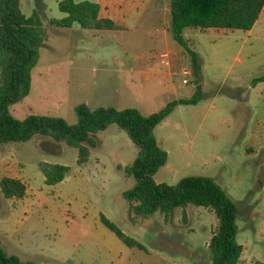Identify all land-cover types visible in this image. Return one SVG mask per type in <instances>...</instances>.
Masks as SVG:
<instances>
[{"label": "rangeland", "instance_id": "374dc122", "mask_svg": "<svg viewBox=\"0 0 264 264\" xmlns=\"http://www.w3.org/2000/svg\"><path fill=\"white\" fill-rule=\"evenodd\" d=\"M58 1L21 0L26 16L39 10L46 40L57 31L51 19L62 15ZM150 31L142 28L131 32V37L137 39L132 44L135 49L146 56L168 49L152 40ZM197 33L190 47L197 60L194 81L202 85L203 98L198 106H182V110L174 111L159 126L161 147L170 152V158L156 179L173 185L188 176L214 178L237 205L238 242L246 249L245 264L264 262V190L257 181L254 164H250L254 160H245L240 151L244 136L240 129L247 119L237 108L239 100L233 101L227 94L215 97L220 85L244 84V66L264 55L263 34L249 37L247 31L225 29ZM126 36L107 33L99 38L74 40L73 47L69 40L61 39L55 46L57 51L45 42L37 66L55 82L49 93L46 88L42 100L33 102L31 95L22 102L24 110L16 111V106L21 107L17 104L10 111L23 119L31 105L37 114L62 117L75 124L78 118L74 106L92 96L107 49L123 46L120 40ZM171 48L183 49L177 42ZM258 68L264 72L263 67ZM41 76L35 74L36 79ZM175 82L181 97L195 94L194 86L183 84L182 77L177 76ZM167 96L152 95L148 106L142 107L143 114L160 110ZM137 100L138 96L131 98L126 106H137ZM111 138L115 145L105 146ZM95 139L98 145L91 148L90 160L83 165L77 163V149L48 136L0 145V180L8 157H19L25 164L24 178L30 184L19 201L7 200L0 190L2 248L23 262L43 264H211L209 243L219 225L216 214L190 204L185 221L181 207L174 209L168 223L159 212L150 217L135 216L133 201L123 193L136 180L126 178L118 165L133 164L138 146L117 125L98 133ZM41 162L67 165L71 171L65 181L48 186L39 168ZM102 215L145 249L125 244L104 226Z\"/></svg>", "mask_w": 264, "mask_h": 264}, {"label": "trees", "instance_id": "16d2710c", "mask_svg": "<svg viewBox=\"0 0 264 264\" xmlns=\"http://www.w3.org/2000/svg\"><path fill=\"white\" fill-rule=\"evenodd\" d=\"M58 7L66 16L51 19L54 27L71 28L77 24L84 30L94 32L119 29L112 20L100 18V5L95 2L62 0ZM263 10L264 0H171L170 30L174 40L192 56L197 65L196 54L185 38L186 31H250ZM42 27L38 9L31 16H26L21 0H0V145L25 143L36 135L48 136L77 149V163L83 165L90 160L91 148L98 145L95 136L117 125L139 148L133 164L118 165L126 178L136 180L135 185L123 193L126 199L134 203L133 214L150 217L159 212L168 223L174 209L179 207L183 209L184 221L190 204L211 210L219 220L209 243L211 264H241L244 247L238 242V208L214 178L188 176L173 185L156 180L157 173L167 163L168 154L160 146L155 129L178 107L197 105L203 98L202 88L198 86L192 97L172 100L151 115H144L137 108L91 109L82 103L75 108L78 118L75 124L62 117L40 114H29L24 119H18L10 107L30 95L33 70L40 61L41 48L46 42ZM39 168L48 186L63 182L71 171L67 165L48 162H41ZM0 188L7 199H22L27 191L21 180L8 175L2 177ZM101 221L128 246L145 249L106 216L102 215ZM0 264L43 263L23 262L18 256L8 254L0 241Z\"/></svg>", "mask_w": 264, "mask_h": 264}, {"label": "crops", "instance_id": "0c3cea01", "mask_svg": "<svg viewBox=\"0 0 264 264\" xmlns=\"http://www.w3.org/2000/svg\"><path fill=\"white\" fill-rule=\"evenodd\" d=\"M60 1H58L57 3H59ZM75 1H91L99 4L100 18L112 20L119 29L112 31L94 32L84 30L77 24H75L71 28L55 27L57 28V31L55 32L53 37L46 40V46L48 48L55 49V46L59 43V40L61 42V39H67L69 40V42H71L70 45H74V40L81 41L82 39L99 38L103 37L107 33L127 35L126 37H124V40L122 42L120 40V45L123 46H119L114 49H107L106 55L103 58L105 60V63L103 64L104 68L99 75L101 77L100 81L96 84L97 87L93 90L92 96L90 98L88 97L83 102L87 104L91 109H97L99 107H113L119 110H123L126 108H137L142 112V107H147L148 100H150V97L155 94L168 95L166 98V104L172 100L189 98L181 97V89L177 87L175 82V78L177 76L182 77L181 69L185 65L193 66L191 85L194 86L195 92L198 86L202 88L201 84L195 83L194 81L196 67L192 56L187 54L183 49L174 50L171 48L174 42H176L170 30L171 0ZM65 16L66 15L62 13L60 18L55 19H62ZM142 28L151 30V39L159 43L161 46H165L168 48V50L172 51L173 55L171 68L161 67L155 58L156 53L152 56H146L147 54L145 55V53L143 52L140 53L137 49H135L136 45H132L137 39L131 37V32ZM192 32L195 33L191 34ZM197 32L198 30H188L185 33V38L191 43V41L198 36L199 33ZM257 32L263 34L264 38V10L254 27L250 31H247L249 37H253L254 34H257ZM75 45L77 46V43H75ZM55 50L57 51V49ZM77 59L80 58L78 57ZM244 67L245 68L242 73L245 80L244 84H235L229 87L220 85L215 90V97L227 94V96H229L231 100L236 102L239 100L237 108L241 112H244L242 113L244 115V119H247L245 121H242V126L240 129L241 133L244 135L243 145L240 148V151L241 154L245 157V160H254L250 164H254L257 181L260 183L264 190V72H260L258 70V67H263L264 69V55L262 54L259 59L255 60L254 62H250ZM56 68L61 69L60 66H56ZM37 73L40 75L42 74V76L36 79L35 74ZM53 82H55L54 79L45 77L42 68L37 66L35 68V73L33 74L32 89L30 95L27 98L32 95L31 98L33 99V102L42 100L44 98L46 88L48 89L47 92L49 93V87ZM135 96H138L137 106H126L127 103H129L130 99ZM174 96H176V98H172ZM22 102L18 103L21 104V107H19V105L16 106V111L18 109L24 110V105H22ZM166 104H164V106ZM198 104L194 106H198ZM78 105L79 104L75 105L74 109ZM27 108L29 110V113L27 115L37 114L34 112L31 105L27 106ZM182 108V106L178 107L175 112H177V110H182ZM233 112H235V110ZM26 116H24V118ZM160 125L156 127L155 134L161 146V141L159 140L160 138L158 136V128ZM110 128H112V126ZM110 128L103 132H107ZM106 145L112 146L115 145V143L111 138L110 140H107V144H105V146ZM3 149L5 151L9 150L7 147H4ZM115 149L117 151V147H115ZM165 151L168 154V164L170 152L168 150ZM119 164L122 166H127L122 163ZM24 166L25 164L23 160L19 157H8V160L4 163L2 168V171L4 172L3 176L8 175L12 178L21 180L26 185V187L30 186V184H28L27 180L24 178ZM157 182L162 183L158 180ZM7 200L11 201L13 199ZM14 200L19 201L21 199L14 198ZM242 246L244 247V252L241 258V264H245L246 260L244 259V253L246 249L244 245ZM254 261L255 264L264 263L259 260Z\"/></svg>", "mask_w": 264, "mask_h": 264}, {"label": "built area", "instance_id": "2783aa9c", "mask_svg": "<svg viewBox=\"0 0 264 264\" xmlns=\"http://www.w3.org/2000/svg\"><path fill=\"white\" fill-rule=\"evenodd\" d=\"M172 51L168 49L161 50L156 53L155 58L159 65L163 68H171L172 66ZM193 70L189 65H185L181 69L183 84L189 85L192 81Z\"/></svg>", "mask_w": 264, "mask_h": 264}]
</instances>
